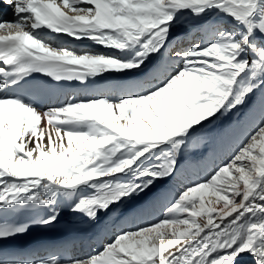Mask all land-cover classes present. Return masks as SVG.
<instances>
[{"label":"snow or ice","instance_id":"1","mask_svg":"<svg viewBox=\"0 0 264 264\" xmlns=\"http://www.w3.org/2000/svg\"><path fill=\"white\" fill-rule=\"evenodd\" d=\"M3 4L14 19L0 21V264H264V0ZM98 77L103 89L46 110L17 92ZM245 122L242 139L185 181L207 155L196 153ZM61 202L110 223L67 261L10 257L4 245L54 227ZM33 210L50 214L7 219Z\"/></svg>","mask_w":264,"mask_h":264},{"label":"bare ground","instance_id":"2","mask_svg":"<svg viewBox=\"0 0 264 264\" xmlns=\"http://www.w3.org/2000/svg\"><path fill=\"white\" fill-rule=\"evenodd\" d=\"M2 7H3V10H2V12L0 11V20H2L4 18H10L5 13L6 10L9 9V7L7 5H5V4H3V0H0V9ZM187 29L188 28H185V30H187ZM51 34H54V33H51ZM54 36L56 37L57 34H54ZM175 36L178 37L177 42L181 41L180 37H183V36H186L185 39H187V40L191 39L190 32L187 33V31H185L183 33H180L179 31H176ZM185 39H183V41ZM186 46H188V45L186 44ZM86 47L91 48L90 46H86ZM92 49H93V47H92ZM97 80H99V77L97 78ZM92 89H96V85L95 86H91V88H90L89 86H85L83 84H80V85L70 86L69 88L64 89L61 94H62V96L64 98H68V99H70L72 94H75L76 99H84L91 93ZM112 94L115 95V93H112ZM55 105L59 106L60 104L57 102ZM251 118L254 119V120H258V118H259V106L258 105L254 106V110L251 113ZM248 129H249V126H248L247 122L243 123L240 126L233 127L230 130L229 135L227 137H224L223 139H217V141H216V143L214 145V149L212 147H209L206 152H204V153L200 152L201 155H195L196 158L198 159L199 157L204 156L205 154H207L206 158L204 160L199 161L198 166L186 167L185 173H184L185 181H187V179L190 178V177H194L197 173L202 172L206 167H208L210 165V163L212 161L224 156L226 154V152L234 144H236L240 139L243 138V136L246 134V131ZM162 187L169 188V189H174V186L173 185H169V184L162 185ZM167 195L170 197L172 195V191H170ZM60 212H61V214H60V217H59L58 220L63 219L64 216H76V215H79V216H81L83 218H86V217H84V216H82L80 214H76V213L72 212L69 204L66 203V202H61V204H60ZM104 221H105L104 223L101 222L99 224H93V223H90L88 221V219H87V224H88L87 231L88 232H93V233L95 232L96 236L100 235L102 233V231L105 229L106 223H110L109 221H107V218H105ZM102 225H103V227H102ZM104 234L106 235L107 233L105 232Z\"/></svg>","mask_w":264,"mask_h":264},{"label":"rangeland","instance_id":"3","mask_svg":"<svg viewBox=\"0 0 264 264\" xmlns=\"http://www.w3.org/2000/svg\"><path fill=\"white\" fill-rule=\"evenodd\" d=\"M242 119H243V117H242ZM229 120H230V118H226L224 122H222L221 124L217 125L215 128L210 129L209 132L212 133V134H215L218 131V129L222 128L225 124H228L229 123ZM204 151H205V149H204ZM198 153H200V152H198Z\"/></svg>","mask_w":264,"mask_h":264}]
</instances>
